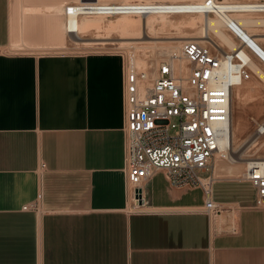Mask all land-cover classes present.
I'll return each mask as SVG.
<instances>
[{
    "label": "crops",
    "instance_id": "1",
    "mask_svg": "<svg viewBox=\"0 0 264 264\" xmlns=\"http://www.w3.org/2000/svg\"><path fill=\"white\" fill-rule=\"evenodd\" d=\"M73 1L0 0V264H264L251 182L215 178L212 199L236 210L209 217L201 188L158 171L147 208H129L125 60L39 53L66 47Z\"/></svg>",
    "mask_w": 264,
    "mask_h": 264
},
{
    "label": "built area",
    "instance_id": "2",
    "mask_svg": "<svg viewBox=\"0 0 264 264\" xmlns=\"http://www.w3.org/2000/svg\"><path fill=\"white\" fill-rule=\"evenodd\" d=\"M259 5L264 10V3ZM92 7L73 3L65 12L76 16ZM144 9L150 8L140 4L105 8L120 14ZM228 27L240 36L234 22ZM241 51L219 54L199 41L187 40L181 53L148 69L154 71L153 77L147 69L125 63V171L133 211L147 208L144 185L158 171L165 173L173 187L201 188L206 197L202 211L209 217L236 210L212 199V184L215 157L233 159V88L251 78ZM223 62L228 64V79L223 85H213ZM256 131L264 134V123H257ZM209 168L210 174L200 173ZM240 179L254 185L256 205L264 209V158L249 159ZM38 206V202L29 203L23 209Z\"/></svg>",
    "mask_w": 264,
    "mask_h": 264
},
{
    "label": "bare ground",
    "instance_id": "3",
    "mask_svg": "<svg viewBox=\"0 0 264 264\" xmlns=\"http://www.w3.org/2000/svg\"><path fill=\"white\" fill-rule=\"evenodd\" d=\"M111 1L109 0H89L88 2L81 3V4L93 6L92 10L79 12V15H76V16L73 14L68 15L65 12L67 5L69 6L73 4L65 3L64 5L63 3L64 5L63 10L66 16V19L63 24L65 30L72 32L75 38H78V39L82 38V34L84 32L91 30V29H94L96 31L107 30L109 32L113 30H118V32L120 31V38L125 39L123 41L121 40L119 44L131 46V48L133 47L136 50L134 52L132 64L136 66L138 65L139 67L141 65L145 69H147V66H148L147 59L149 58L148 57L149 55L146 56L147 53L145 49L139 50L141 45H138V40L136 41V39L138 38L142 39V37L137 36L139 34L138 32H136V35H134L136 28L140 29L143 23L142 18L144 16L147 18V21L144 25L146 26L148 30L147 32L145 31L146 34L144 35H148L152 37L156 36V34L152 35L150 31H152L157 26V24L161 25L163 28L170 27L171 29V27H174V29L168 35H163L164 33L163 31H167V29L166 30L164 29L162 31L163 32L162 34L159 33L158 31L159 37L157 38H163V39L167 38V41H168V44L165 41L166 45L164 43H161L158 45V51H156L154 54L159 55V58L160 56H164V55H167V56L178 55L179 53H181L182 44L186 40L194 39L199 42H207L208 39L205 40L204 38L206 37L209 38V34L212 32L214 33L218 41L222 45H224L227 49L231 51H238L239 49H242L241 54L248 61V65L254 71H256L261 76V78L262 77L264 78V68H263L264 65H262V63L264 64V58H263L264 57V46L259 42V40L264 41V36L261 35L260 37H254V34H253L255 30L257 31V27L260 26L261 23L264 22V18L244 16L245 13L264 11L262 7H260L261 5H259L260 2H248V1L247 2L245 1L237 2L235 0L233 1L212 0L211 4H207L208 0H199V1L120 0L122 3L121 2L114 3ZM139 4L147 6V8H150V9H144V10H140V12L138 11V12L124 13V14L117 13L118 11H114V10H110V11L105 10V8L109 6H114V5L130 6V5H139ZM46 9L48 10L58 9L59 11L60 8L58 6L57 7L53 6V7H47ZM37 10L38 9H36V11ZM25 11L26 13H29V12L33 13L35 10L26 9ZM58 11L56 13H58ZM176 14L178 15L186 14L189 17L188 19L187 18L186 20L182 19L183 21H179V22L171 21L170 17ZM107 15H111V16L114 15V17L109 20H105V16ZM230 22H234V24L237 26V30L239 31L240 36L236 34L235 32H233L232 30L231 31L232 33H234L236 37L240 39L241 41L240 44L237 43L235 38L224 29V26L226 28H229L228 23ZM185 26L192 28L193 32L191 33H188V31L185 32L183 30ZM159 28H156V29H159ZM140 33L142 35V32ZM160 34L163 36H160ZM130 38L135 39V41L128 40ZM79 40L76 39L78 44H83V45L91 46V47H96L99 45H106L108 43L109 44L114 43L111 40L108 41L107 39H104V38L100 39V37L98 36L97 37L95 36V40L94 39L90 41H87V40L81 41V39ZM136 52H138L137 55H136ZM151 52L152 54L151 53L150 54L153 55V50H151ZM227 72H228V64L227 62H223L222 68L219 71L220 78L216 81L215 80L212 81V84L213 85H223L225 81H227L228 79ZM149 76L150 77L154 76L153 70H149ZM243 83L244 82H242V84ZM242 84L235 85L234 88L240 85L242 87L243 86ZM233 95H232V100H233V97L235 96ZM246 130H247V125L239 124V131H241L242 134L243 132H246ZM232 141H233L232 152H235L238 147L240 148L244 147L247 143L245 139H240L239 143L237 142L238 144L235 143L234 128H233ZM254 142L246 146V149L244 151L245 154L246 152L251 151L254 147L256 148L258 146V144H255ZM263 157L256 156L254 158H263ZM248 160L247 159L238 160V159L233 158L229 160V163H227L224 161V159H221L218 156L217 162H215L216 165H215V170H214V177L216 179L241 178L244 174L245 166ZM129 208L131 207L129 206Z\"/></svg>",
    "mask_w": 264,
    "mask_h": 264
},
{
    "label": "rangeland",
    "instance_id": "4",
    "mask_svg": "<svg viewBox=\"0 0 264 264\" xmlns=\"http://www.w3.org/2000/svg\"><path fill=\"white\" fill-rule=\"evenodd\" d=\"M109 1H111V0H109ZM166 1H169V0H166ZM175 1H186V0H175ZM187 1H199V0H187ZM226 1H233V0H226ZM235 1H237V2L238 1L239 2L240 1H242V2L248 1V2H260V3L262 2V3H264V0H235ZM111 2L119 3L121 1L120 0H112ZM73 3L81 4V3H85V2H83L82 0H75V1L71 2L70 4H73ZM62 11L64 12V10H62ZM244 16L245 17H262V18H264V11L245 13ZM113 17H114V15L113 16L107 15V16H105V20H109ZM188 17L189 16L186 14H179V15L176 14V15L171 16L170 19H171V21L179 22V21L186 20V18L188 19ZM65 19H66V16H64V21H65ZM146 21H147V18L144 16L142 18L143 23H142L140 29L136 28L137 31L134 29L135 30L134 35H136V32H138L139 34L137 36L142 37V39L138 38V39H136V41L138 40V45H141L139 50L145 49V51L147 53L146 56L149 55L148 56L149 58L147 57L148 58L147 59L148 60L147 70H148V69L155 67L156 65L160 64L163 60L167 59L170 56V55L169 56L164 55V56H160V58H159V55H155L154 53L156 51H158V45L159 44L164 43L166 45V42L168 44L167 38H165L166 40L163 38H157V37H159V33L162 34L164 32L163 35H168L174 29V27H171V29H170V27L163 28L161 25L157 24V26L152 31H150L152 35L156 34V36L152 37V36L144 35L148 31L146 26L144 25L146 23ZM156 28H159V29H156ZM164 29L165 30L167 29V31H163ZM224 29L235 38L237 43H239V44L241 43L240 39L238 37H236L234 35V33H232V31L229 28H226L224 26ZM134 30H132V31H134ZM183 30L185 32L188 31V33L193 32V29L189 28L187 26H185L183 28ZM158 31H159V33H158ZM140 32H142V35ZM211 33L209 34V38L208 37L204 38L205 40L210 39L211 41L207 40V42H200V43L210 47L211 50L215 53L224 54L225 52H231V50L227 49L224 45H222L218 41V39L216 38L214 33H212V34ZM161 34H160V36H163ZM253 34H254V37H260L261 35L264 36V22L261 23V25L257 27V31L255 30V32H253ZM99 35H101V36H99ZM95 36L100 37V39L104 38V39H107L108 41L111 40L114 43L113 44L108 43L106 45H99L96 47H91V46H86L83 44H78L76 41V39L77 40L81 39V41H84V40L90 41L93 39L95 40ZM79 39L75 38V36H73L71 34V36H69V39L65 44L66 47H63L62 50L60 49L58 51H53V50L52 51H39V53H60V52H64V53H94V52L95 53H117V54L122 55L123 59L125 60V63L126 62H127V64L131 63V62L133 63L134 52L136 50L133 47L131 48V46L119 44V42L121 40L123 41L125 39L120 38V31L118 32V30H113V31L109 32L107 30L96 31L94 29H91V30L84 32L82 34V38H79ZM128 40L135 41V39H131V38ZM189 40H194V39H189ZM259 42L264 46V41L259 40ZM212 43H213V45H212ZM16 47H21V45L16 46ZM151 50H153V55H151L152 54ZM8 52H10V53H30L29 51H21V50L20 51L12 50V51H8ZM137 54H138V52H136V55ZM157 58H158V60H157ZM262 65H264V64L262 63ZM137 67H139V66L137 65ZM139 68L145 69L141 65ZM263 68H264V66H263ZM248 70L251 73V78L248 79L247 81H245L242 84L243 85L242 87L240 85V86L235 87L233 90V94L235 96L233 95L234 97L232 100V124H233L234 132H235V143L238 144L240 139H245L247 142L244 147H242V148L238 147L236 149V151L233 152V158L238 159V160L239 159L240 160H243V159L248 160V159H250L252 157L254 158L256 156H261V157L264 156V134H258V132L256 131L257 123H264V80H263L264 78L263 77L261 78V76L256 71H254L249 65H248ZM236 90L239 92H237ZM239 124L247 125V130H246V132H243V134L241 131H239ZM236 139H237V141H236ZM252 142H254L255 144H258V146L256 148L254 147L251 151H248L249 154H248V152H246V154H245L244 151L246 149V146H248ZM253 152H254V154H253ZM250 154H251V156H250ZM217 159H218V156H216L215 159L213 160L214 166L216 165L215 162H217ZM224 161L229 163V160L224 159ZM200 173L203 175L210 174L211 168H209L206 172L200 171ZM219 186L220 185H218V187ZM238 186L241 187V189L245 190L246 194H248L249 197L252 199V197L255 193V190L250 183H243V184H239Z\"/></svg>",
    "mask_w": 264,
    "mask_h": 264
}]
</instances>
